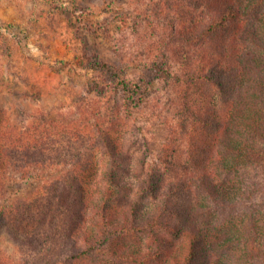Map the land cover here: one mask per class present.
I'll use <instances>...</instances> for the list:
<instances>
[{
	"label": "trees",
	"instance_id": "16d2710c",
	"mask_svg": "<svg viewBox=\"0 0 264 264\" xmlns=\"http://www.w3.org/2000/svg\"><path fill=\"white\" fill-rule=\"evenodd\" d=\"M156 10L166 22L147 69L171 88L180 128L162 164L133 123L153 80L99 54L82 68L110 77L88 88L105 102L24 126L0 106V236L19 251L0 248V264H264V0Z\"/></svg>",
	"mask_w": 264,
	"mask_h": 264
},
{
	"label": "rangeland",
	"instance_id": "374dc122",
	"mask_svg": "<svg viewBox=\"0 0 264 264\" xmlns=\"http://www.w3.org/2000/svg\"><path fill=\"white\" fill-rule=\"evenodd\" d=\"M159 2L0 0V106L24 126L42 112L70 114L87 98L105 102L97 90L88 88L97 82L109 85L110 77L82 68L85 54H99L122 66L128 80H153L155 91L135 109L133 123L148 159L162 164L171 147L170 127L180 128L166 102L171 88L147 69L156 50L153 42L166 22L156 10ZM120 14H127L128 21L117 17ZM156 93L162 95L158 100ZM17 191L18 186L13 187L11 197ZM0 248L17 253L6 231Z\"/></svg>",
	"mask_w": 264,
	"mask_h": 264
}]
</instances>
